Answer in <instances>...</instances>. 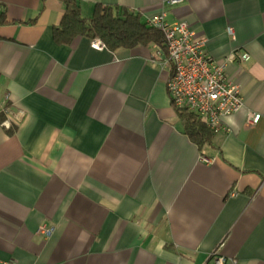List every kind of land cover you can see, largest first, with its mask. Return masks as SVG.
Segmentation results:
<instances>
[{"label":"crops","instance_id":"0c3cea01","mask_svg":"<svg viewBox=\"0 0 264 264\" xmlns=\"http://www.w3.org/2000/svg\"><path fill=\"white\" fill-rule=\"evenodd\" d=\"M76 1L85 19L100 4L186 22L209 57L235 55L243 106L198 148L165 48L59 46L61 0H0V262L264 264V0Z\"/></svg>","mask_w":264,"mask_h":264},{"label":"built area","instance_id":"2783aa9c","mask_svg":"<svg viewBox=\"0 0 264 264\" xmlns=\"http://www.w3.org/2000/svg\"><path fill=\"white\" fill-rule=\"evenodd\" d=\"M182 1L166 0L169 5ZM147 23L159 30L164 40L166 55L163 63L169 67L166 92L172 107L195 114L213 134L228 132L222 120L236 114L243 106L240 87L226 74V68L234 62L235 55L232 53L221 61L214 60L205 51V39L195 38L186 22H166L164 13L152 16ZM92 46L99 51L105 49L97 39ZM240 58L247 61L249 56L242 54ZM259 119V114L251 113L247 117V124H256ZM2 125L7 126V122ZM53 230L51 226L39 228L45 238ZM210 258L213 264H223V258L216 251L210 254Z\"/></svg>","mask_w":264,"mask_h":264},{"label":"trees","instance_id":"16d2710c","mask_svg":"<svg viewBox=\"0 0 264 264\" xmlns=\"http://www.w3.org/2000/svg\"><path fill=\"white\" fill-rule=\"evenodd\" d=\"M64 14L60 24L53 30V41L59 46H69L75 38L99 40L104 47L115 52L137 46L155 44L164 48L159 30L141 21L139 14L118 6L97 4L90 18H83L76 0H61ZM5 23L0 16V25ZM182 132L198 148L210 145L213 133L198 116L185 109H176Z\"/></svg>","mask_w":264,"mask_h":264}]
</instances>
